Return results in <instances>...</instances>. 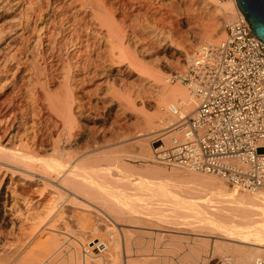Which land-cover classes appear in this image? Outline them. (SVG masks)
Segmentation results:
<instances>
[{"label":"bare ground","instance_id":"1","mask_svg":"<svg viewBox=\"0 0 264 264\" xmlns=\"http://www.w3.org/2000/svg\"><path fill=\"white\" fill-rule=\"evenodd\" d=\"M239 13L235 0H0V264H123L122 246L141 241L137 253L167 238V216L184 207L200 224L185 222L175 264H206L217 252L224 264H254L264 252V189L243 193L191 172L190 182L215 194L179 199L111 149L127 143L155 163L148 143L166 144L196 107L155 68L186 65L193 47L215 44ZM181 27L187 45L174 36Z\"/></svg>","mask_w":264,"mask_h":264},{"label":"built area","instance_id":"2","mask_svg":"<svg viewBox=\"0 0 264 264\" xmlns=\"http://www.w3.org/2000/svg\"><path fill=\"white\" fill-rule=\"evenodd\" d=\"M181 81L196 107L155 148V163L212 174L238 189H264V44L241 13L222 40L190 55ZM254 264H264V252Z\"/></svg>","mask_w":264,"mask_h":264},{"label":"rangeland","instance_id":"3","mask_svg":"<svg viewBox=\"0 0 264 264\" xmlns=\"http://www.w3.org/2000/svg\"><path fill=\"white\" fill-rule=\"evenodd\" d=\"M193 1V0H190ZM221 3H229L230 0H219ZM197 19L199 20L201 26H206L209 23L210 16L207 13L199 12L197 15ZM237 16V14H236ZM235 16V17H236ZM132 24H135L138 28V34H141L142 31L140 27L137 25L139 24L140 20L137 19V17L133 16L131 17ZM229 24V23H228ZM226 24L223 29L228 25ZM184 27H181V33H174V36L176 39L180 40L184 45H187L190 41V39L186 36L184 32ZM224 36V30L222 31V34L219 35L218 40L216 43H218L220 40H222ZM197 48L193 47L191 49V53H194V51ZM118 52V50H114ZM161 55L155 56L153 55L151 59L153 61L155 59H159ZM168 57V56H167ZM146 60V59H145ZM146 64V62L144 61ZM187 64L182 67H177V61L173 59L170 64V69H167L165 67L155 68L154 74L161 76L165 75L169 77V83L170 85H180L183 87L187 93L188 90L185 86V83L181 81L182 77L184 76L186 72ZM136 72H141L142 74L147 75V72L149 70L141 69L136 70ZM133 77L127 79L128 83H132ZM137 82V81H136ZM135 88H141L140 96L143 98L147 97V94L145 93V87L140 86V83H135ZM117 93L122 96L123 100H126V97L128 95L127 90H123L116 86L114 84ZM52 95L54 97H58L61 92V83H56L52 88ZM141 113V112H140ZM132 130L131 120L128 118L124 119V123L121 125V136L126 137L128 133H130ZM161 145V143L156 144H149L147 145L148 151L150 152V155H154V150L157 146ZM113 154L115 155H122L124 158V161L131 165L132 167H136V171H138L143 176H149V177H160L163 178L165 181L171 184L169 187V194H173V196H176V198L179 199H186V200H197L198 198H210L213 196L214 190L210 188H206L203 186H200L198 184H195L193 182H190L188 179V176L191 172L197 173L199 175H205L209 177H213L216 179L217 182H221L227 189H233V186L225 182L220 177H217L212 174H206L198 171L188 170L184 168H179L173 165L168 164H160V163H153L145 158L137 157L134 154H136V148L132 145H128L127 143L123 145H115L112 146ZM186 186H189V188H186ZM239 192L243 193H249L253 192L256 189H237ZM169 219V226H171V232L169 233V236L167 238H160V239H151L149 242V245L147 246L146 251L137 252L135 253L136 247L141 244V241L138 242H132L128 249L122 246V249L120 250V261L123 264H126L127 258L136 259L138 261V264H163L165 263H176L181 258V252L180 248L183 245L182 242L185 240V237L187 236L185 233L182 232L183 228L185 227V222L192 221L193 224H200L198 215L196 212L188 207L180 208L177 212L171 213L167 216ZM103 232H99L98 235H101ZM103 238L104 242L107 244L109 243V239L113 236L111 233H107L106 236L103 234V236H100ZM198 238H201L202 240H206L208 237L206 236H197ZM143 243V242H142ZM107 252V250H106ZM94 254H97V250H93ZM136 254L139 257H136ZM146 255L143 259L141 255ZM221 253L217 252V254L207 257V263L206 264H224L223 257L220 256ZM225 258L232 259V255L229 253L225 254ZM228 264H232L228 262Z\"/></svg>","mask_w":264,"mask_h":264},{"label":"water","instance_id":"4","mask_svg":"<svg viewBox=\"0 0 264 264\" xmlns=\"http://www.w3.org/2000/svg\"><path fill=\"white\" fill-rule=\"evenodd\" d=\"M252 34L264 44V0H235Z\"/></svg>","mask_w":264,"mask_h":264}]
</instances>
